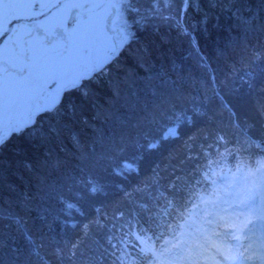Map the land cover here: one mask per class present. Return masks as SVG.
<instances>
[{"label": "trees", "instance_id": "16d2710c", "mask_svg": "<svg viewBox=\"0 0 264 264\" xmlns=\"http://www.w3.org/2000/svg\"><path fill=\"white\" fill-rule=\"evenodd\" d=\"M198 2L208 13L207 28L198 26L202 13L192 12L185 24L189 35L185 36L174 21H165L152 11V0H133L136 10L127 11L125 17L134 39L120 55V66L134 73L135 81L123 82L121 72L119 96L106 82L94 85L88 98L72 94L65 105L76 104L75 114L66 107L54 123L41 122L45 129L57 125L61 130L58 137L43 146L26 137L14 138L0 151V258L5 253L19 260L22 243L31 253L27 233L37 244L44 242L41 254L49 264H70L57 258L55 249L74 239L79 226L96 219L97 209L101 217L107 214L109 219L102 222L109 227L125 225L113 235L129 231V222L144 227L148 235L159 231L157 197L166 192L174 173L184 179L194 173L203 159L200 153L206 136L207 143H214L218 135H224L227 149L219 150H231L245 160L264 155V149L254 142L264 145V115L259 111L264 105V58L254 61L252 57L253 48L264 49V35L246 32L230 14L211 9L208 0ZM247 2L253 12L259 10V0ZM138 59L142 60L139 65ZM173 114L191 121L180 123L179 137L162 141L153 150L140 147L157 138L161 126L176 123L169 120ZM66 118L72 127L62 121ZM79 123L84 127L79 129ZM44 153L51 154L47 168L37 163ZM189 155L193 159H187ZM122 160L133 162L136 170L116 174V162ZM25 163L34 166L29 169ZM234 163L229 157L225 170ZM89 177L98 192L90 191ZM61 201L75 208H63ZM117 211L124 213L120 221L112 219ZM28 212L31 217H21ZM18 219L22 225L17 224ZM108 234V228H94L92 239L83 246L84 255L77 257L78 264L102 254L104 264H112V253L119 254L120 248L131 264H137L140 255L139 248L132 247L135 238L129 237L127 245L114 241L118 249H112Z\"/></svg>", "mask_w": 264, "mask_h": 264}, {"label": "snow or ice", "instance_id": "6c2138e0", "mask_svg": "<svg viewBox=\"0 0 264 264\" xmlns=\"http://www.w3.org/2000/svg\"><path fill=\"white\" fill-rule=\"evenodd\" d=\"M208 3L211 9L230 14L246 32L264 35V0H259L256 12L247 0ZM152 4L155 14L174 21L185 36L189 35L185 24L192 12L202 13L198 26L207 28L209 16L198 0H152ZM135 10L133 0H0V151L14 138L26 137L32 144L43 146L58 137L60 128L49 125L45 129L40 118L55 119L66 107L75 114L76 104L65 105V99L72 94L88 98L94 85L106 82L119 96L121 72L123 82L135 81V74L120 66V55L134 39L125 13ZM192 45L196 47L195 39ZM252 57L254 61L261 60L264 49L253 48ZM259 111L264 115V105ZM232 116L235 118V113ZM173 119L176 123L161 126L158 137L140 147L153 150L162 141L177 139L180 123L191 122L183 115L173 114L169 120ZM207 139L206 136L201 146L203 159L194 173L187 179L174 173L166 192L159 193V231L148 235L144 227L137 228L129 222V231L113 235L125 225L114 223L109 227L102 222L109 219L107 214L101 217L97 209L96 219L79 226L74 239L65 240L63 247L55 249L57 258L78 264L77 257L84 255L83 246L92 239L93 229L108 228L106 240L112 249H118L114 241L127 245L129 237L135 238L132 247L139 248L137 264H264V155L245 160L231 150H219L227 149L224 135H218L214 143H207ZM73 141L79 144L78 138L73 137ZM95 146L93 143V151ZM43 157H38L37 163L47 168L51 154L44 153ZM229 157L235 163L225 170ZM187 159L193 157L189 155ZM33 166L25 163L29 169ZM115 170L119 175L136 169L133 162L122 160L116 162ZM86 183L92 193L100 190L90 177ZM170 194L175 195L169 198ZM67 207L75 205L69 203ZM123 216L117 211L112 219L120 221ZM25 239L32 245L29 264H49L41 254L44 242L37 244L27 233ZM118 252L112 253V264H131L124 249ZM102 256L90 257L80 264H104ZM31 257H35L34 262Z\"/></svg>", "mask_w": 264, "mask_h": 264}, {"label": "rangeland", "instance_id": "374dc122", "mask_svg": "<svg viewBox=\"0 0 264 264\" xmlns=\"http://www.w3.org/2000/svg\"><path fill=\"white\" fill-rule=\"evenodd\" d=\"M125 19H127V17H125ZM40 119H41V122H46V123L47 122H51V123L55 122L54 119H51V118H49L47 116L41 117ZM62 121H64L66 124L70 125L71 127L73 126L72 121H70L67 118L66 119H62ZM78 126H79L78 127L79 129L84 127L83 123H79ZM61 206L63 208H66L67 207V202L61 201ZM26 216L31 217L32 216V212H28L25 216H21V217H26ZM17 224L18 225H22V223H21V221H19V219H18V223ZM22 246H24L23 243H22V245L19 246L20 247V254H21L19 260L18 259H13L12 257H9L7 254L4 253V254L1 255L0 264H3V263H8V264H29V258L31 256V253L26 252V250ZM32 258L33 257H31V259ZM45 259H47V258L45 257Z\"/></svg>", "mask_w": 264, "mask_h": 264}, {"label": "flooded vegetation", "instance_id": "af4514ba", "mask_svg": "<svg viewBox=\"0 0 264 264\" xmlns=\"http://www.w3.org/2000/svg\"><path fill=\"white\" fill-rule=\"evenodd\" d=\"M129 13V12H128Z\"/></svg>", "mask_w": 264, "mask_h": 264}]
</instances>
